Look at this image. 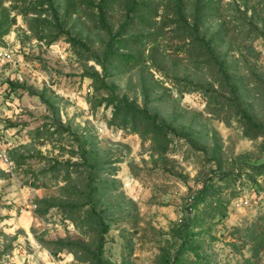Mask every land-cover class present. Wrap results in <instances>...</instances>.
Wrapping results in <instances>:
<instances>
[{
  "label": "rangeland",
  "instance_id": "rangeland-1",
  "mask_svg": "<svg viewBox=\"0 0 264 264\" xmlns=\"http://www.w3.org/2000/svg\"><path fill=\"white\" fill-rule=\"evenodd\" d=\"M0 45V264H264V0H0Z\"/></svg>",
  "mask_w": 264,
  "mask_h": 264
},
{
  "label": "built area",
  "instance_id": "built-area-1",
  "mask_svg": "<svg viewBox=\"0 0 264 264\" xmlns=\"http://www.w3.org/2000/svg\"><path fill=\"white\" fill-rule=\"evenodd\" d=\"M6 63H16L15 59V49L10 46H3L0 45V70ZM264 193V190H262ZM254 198L257 196V191H253V194H251ZM192 200V196L190 197ZM250 198L248 195L242 196L241 202L245 204L250 203ZM192 208V207H191Z\"/></svg>",
  "mask_w": 264,
  "mask_h": 264
}]
</instances>
